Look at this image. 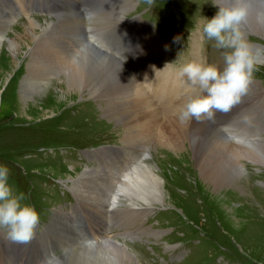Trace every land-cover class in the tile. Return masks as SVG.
Here are the masks:
<instances>
[{"label": "rangeland", "instance_id": "obj_1", "mask_svg": "<svg viewBox=\"0 0 264 264\" xmlns=\"http://www.w3.org/2000/svg\"><path fill=\"white\" fill-rule=\"evenodd\" d=\"M55 1L66 11L58 18L32 20L22 16L17 21L20 15L12 12L13 7L9 6L11 8L9 9L4 0L0 2V34L4 36L0 46V165L9 168L10 184L17 193H23L29 203L35 206L36 201L39 200L38 194L45 200L41 199L40 203L46 202L49 207L48 198H51V203L64 205L63 210L68 214L61 212L58 207H53L52 211L58 214L56 218L51 219L53 226L39 232L40 235L29 248L13 250L0 239V264L13 258L19 264H25L27 258L30 259V264H44L45 261L50 260L49 255L55 251H68V255L59 257L54 264H62V262L67 264L65 260L68 256L81 253H91V256L102 261L105 252L118 256L125 264H264V165L253 161L249 156L251 150L258 157L264 156V132L262 135L259 125V121L264 119V90H262L264 57L257 64L248 93L242 98L241 104L236 105L231 111L239 110L229 117L233 124L232 121L239 120L237 116L240 112L247 113L248 118L253 120L248 118L244 120L256 124L258 128L255 132L257 133L238 136L231 140L215 122L195 120L185 122L186 124L194 123L195 130L192 134L197 133L199 136L194 152L201 150L211 152L214 157L210 158V161H215L216 173H222L224 170L222 167L226 165L225 171L230 173L232 171L236 175L235 180L231 182H222V177L225 175L219 177L222 183L217 187L211 180L203 177L196 168L195 153L190 144L192 140L185 134L183 137L181 134L171 136L176 132L165 129L164 121L161 126L154 122L153 129L148 131L150 118L144 119L137 128H131L137 118L125 108L128 103L139 97H136L134 93L135 97L127 98L129 94L124 92L123 88L126 84L139 82L140 85L134 87L135 91L141 89L145 93L142 81L132 74L122 56L112 54L99 45L90 44L86 48L84 43L88 41L82 39L86 37L84 35L87 33L85 30L87 23L86 17L80 13L79 2L76 5L71 0H65V3L62 0ZM133 1L135 4L138 2V0H118V3L123 10L127 9ZM142 1L145 4L141 5L138 2V12L143 11L149 2V0ZM159 1L163 4L166 22L170 24L184 10H189L192 16H202L205 10L210 11L212 5L217 3V0H189L191 8H188L185 0ZM213 11L216 14L218 6H214ZM134 13L131 12L128 17ZM87 17L91 21H103L104 23L100 26H108L113 20L117 21L121 14L114 15L110 12L94 10ZM5 19L11 24H7ZM31 21L40 24L45 30L41 31L40 28L38 30ZM3 26H7L6 29ZM73 28H75L74 31H72ZM246 32L251 33V43L264 45V33L254 32L250 28ZM169 36L173 40L174 35ZM36 37L38 40H35ZM32 38H34L33 41ZM10 39L13 47L8 44ZM202 40V34L195 31L186 43L182 42L180 46H185L184 58L208 60L218 64L222 69L224 50L219 49L215 52L212 47L202 43ZM80 46L86 49L82 50ZM71 47L80 51L77 58L85 62L88 71L92 70L91 58L94 57L93 59L97 62L104 59V65L107 66L105 70L89 71L91 76L87 82L95 92L90 88H71L70 83L68 84L66 77L70 74L67 70L71 68L69 54V51H72L69 49ZM165 47L168 53L172 50L171 46ZM161 53L165 56L162 57V61L170 60L168 53L164 51ZM152 54H155L157 59L159 49ZM34 58L36 63L32 64L33 60L35 61ZM156 62L151 68L155 65L169 68L168 65ZM30 64L34 69L33 77ZM23 80L27 85L30 80L33 85L40 83L36 92L32 91L30 97L26 99L21 94ZM146 93L150 108L145 114L140 113L141 116L166 110L168 105L164 106L165 109L163 106H158L153 100L152 93L149 95L147 91ZM110 97L121 99V107L113 113L114 115L108 111L109 106L112 107ZM178 104L181 108L183 107L182 99ZM176 116L179 119V116ZM158 119L160 120L161 117L159 116ZM186 132L189 131L186 130ZM239 138H245L247 141L250 139L253 143L255 142L254 147L247 149L248 146L244 145ZM172 142L177 145L171 144ZM130 143L133 144L126 145ZM67 144L89 147L115 145L123 146V148L99 155L98 162L88 160L86 163H78L67 156H64L62 160L61 156L57 157L58 153L65 155L67 149L56 150V148ZM234 147L237 148L234 149ZM147 148H150V157L134 171L142 177L149 178L150 186L154 190L158 186L152 182L151 175L161 180L167 205H154L146 214L143 213L144 210L129 204V197L124 194L122 203L117 208V210L121 208L119 210L121 219L125 220L131 214L125 207H132L134 212L139 213L135 215V218L144 222L142 224L136 221L129 230L139 224L141 227L144 225L150 228L143 229L145 234L142 235V240L124 239L120 243L104 235L108 230L107 206L110 199L107 185L111 177L116 176L120 167L130 166ZM238 150L240 151L237 152ZM238 153L239 156H237ZM232 162L233 167H231ZM239 164L242 167V173L236 170V165ZM55 179L57 183L63 181L67 187L69 185L73 187L75 203L66 204L67 195L57 199L50 194L53 191L43 189V186L46 188L48 185H53L51 180ZM27 184H30L37 194L32 189H28ZM158 208L169 209L171 219L168 212L157 210ZM78 211L92 223L91 235L88 232L85 236L89 235L88 237H92L91 240L99 241L96 251L83 250L81 244L89 242V239L82 237L72 227L69 218ZM158 219L160 224L157 223ZM156 228H164L167 232L160 238L157 236L159 234L155 233ZM171 231L175 234L174 236L169 235ZM105 239L115 242L110 244V249L100 244ZM163 240L177 242L180 245L178 249L168 250L163 247ZM195 240H199V243L193 244ZM10 246L13 245L10 244ZM39 246L41 249L37 252ZM153 246L156 247L153 248ZM181 252L184 256L183 262H180L177 257ZM9 254H12L11 258H8ZM1 259H3L2 262Z\"/></svg>", "mask_w": 264, "mask_h": 264}, {"label": "clouds", "instance_id": "obj_2", "mask_svg": "<svg viewBox=\"0 0 264 264\" xmlns=\"http://www.w3.org/2000/svg\"><path fill=\"white\" fill-rule=\"evenodd\" d=\"M218 11L205 18L203 32L217 49H223V68L206 60L193 59L180 69L191 86L200 90L183 105L179 120L215 122L218 113H228L248 93L264 49H255L246 39L243 23L249 14L246 0H217ZM10 170L0 165V231L13 243H28L41 226V214L26 203L9 182Z\"/></svg>", "mask_w": 264, "mask_h": 264}, {"label": "bare ground", "instance_id": "obj_3", "mask_svg": "<svg viewBox=\"0 0 264 264\" xmlns=\"http://www.w3.org/2000/svg\"><path fill=\"white\" fill-rule=\"evenodd\" d=\"M65 3V0H62ZM73 4H78V0H71ZM131 1V0H130ZM126 2V1H125ZM67 3V2H66ZM132 3V2H131ZM246 3L249 5V14L246 18V20L243 23V29L248 31V28L252 29L254 32L257 33H264V0H246ZM133 4V3H132ZM106 16V15H105ZM76 17V16H75ZM88 18V17H87ZM6 20V19H5ZM77 20V19H76ZM7 21V20H6ZM5 21V22H6ZM33 22L34 26L36 28H39L42 30H45V28H43L40 24ZM71 24H73L74 22H70ZM86 23H87V19H86ZM7 24H11V22L7 21ZM70 24V25H71ZM82 24V23H80ZM89 24V23H88ZM83 25V24H82ZM8 26V25H7ZM5 26V27H7ZM4 27V26H3ZM4 27V29H6ZM2 28V27H1ZM75 28H73L72 31H74ZM93 30V29H92ZM35 36V35H34ZM85 36V35H84ZM81 38V37H80ZM4 39V36L2 34H0V46L2 43V40ZM37 39V37L35 38V40ZM41 39V37H40ZM34 40V38H32V41ZM38 40V39H37ZM84 41V39H82ZM152 44H155V40L152 38L150 39ZM31 41V42H32ZM87 43V42H86ZM8 44H11V46L13 47V43L11 41V39L9 40ZM85 44V43H84ZM90 45V44H89ZM78 46V45H77ZM87 46V45H85ZM92 48V47H91ZM72 49V51H69V54L71 55V68L67 70V72H69L70 74H68V76L66 77L68 84L70 83V87H79L80 89H85V88H90L91 91H94V88H92L90 85H88V78L91 76V73H89V71L91 72L96 71V72H100L103 69L105 70L107 68L105 64V62L103 61L104 59H100V61H95L93 58H91L90 60V68L92 70H87V68L85 67V62L78 60V56L80 55V51L78 52V50H74L72 47L69 48ZM37 50V48H36ZM94 51V50H93ZM97 51V50H95ZM39 52V51H38ZM75 52V53H74ZM82 52V51H81ZM35 53V52H34ZM79 53V54H78ZM100 53V52H99ZM98 53V54H99ZM88 54V53H87ZM97 54V53H95ZM94 54V55H95ZM39 55V53L37 54ZM93 55V56H94ZM158 55V54H157ZM91 56V55H90ZM86 57V56H85ZM151 59V66H153L154 64V58L156 59V55L155 54H150ZM97 58V57H96ZM102 58V57H101ZM107 58V57H106ZM35 61L33 60L32 64L36 63V58H34ZM99 60V59H98ZM261 60H263V57L261 58ZM39 61V60H38ZM37 61V63H38ZM88 59H87V63H88ZM107 61L110 63V61L107 59ZM112 62V61H111ZM42 64V63H41ZM61 64V63H60ZM73 64V65H72ZM62 65V64H61ZM66 65V64H64ZM116 66V65H115ZM68 67V65H67ZM160 67V65H155L154 68ZM30 68H31V75L33 77V72L34 69L32 67V65L30 64ZM37 68V67H36ZM35 68V69H36ZM44 68V67H43ZM109 68V67H108ZM121 69V68H120ZM54 70V69H53ZM65 70V69H64ZM109 70V69H108ZM122 70V69H121ZM58 71V70H57ZM66 71V70H65ZM117 71V70H116ZM54 72V71H53ZM52 72V73H53ZM112 71H110V74ZM38 73V72H36ZM41 73V72H40ZM48 73V72H46ZM107 73V71L105 72ZM96 75V74H95ZM115 75V73H114ZM126 75V74H125ZM44 76V75H43ZM127 76V75H126ZM101 77V76H100ZM115 77V76H114ZM106 78V77H105ZM46 80V79H45ZM108 80V79H107ZM90 81V80H89ZM103 81V80H102ZM45 82V81H44ZM105 82V81H104ZM110 82V81H108ZM22 88H21V94L23 95V98L26 99L28 97H30V94L32 93V91L36 92L37 90V86L38 84L33 85L31 83V80L29 81L28 85L25 84V80L22 81ZM87 84V85H86ZM92 84V83H91ZM94 84V83H93ZM98 84V83H97ZM101 84V83H100ZM96 85V84H95ZM137 85H140L139 82H136V84L134 83H130V84H126L123 88V90L125 89L124 92H126L127 94H129V96L127 98L132 99L133 97H135L134 93L136 94L137 98L136 100L128 103L127 107L125 108V110L129 111L130 113H132V115L134 117L137 118V120L135 121V124L131 126L132 129H135L138 127V125L146 118H150V125L147 127L148 131H151L154 127V122L159 124L161 126L162 121L165 122V124L163 125V127L165 129L174 131L176 133H173L171 136L177 135V134H181L183 137V134H185L187 137H189L192 141L190 144L191 145V149L194 152V150L196 149V144H197V139L199 138L197 133H193V131L195 130V126L194 123L191 124H186V123H182L176 115L179 116V114H176L172 111H168L167 109L165 111L160 110L158 113H150L148 115H144L141 116L140 113L145 114L146 111L150 108L149 102L147 100L148 96L146 95V91L144 93L143 90L139 89L136 90L134 89V87H136ZM105 86V85H104ZM123 86V85H122ZM151 86L154 87L156 90L159 87L158 82L157 81H153L151 82ZM110 87V86H109ZM131 87V88H130ZM112 88V86H111ZM41 89V88H40ZM118 89V88H117ZM29 90V92H28ZM39 90V89H38ZM107 90V89H106ZM104 93V92H103ZM107 93V92H106ZM151 92L148 93V95ZM111 94V93H110ZM126 95V94H125ZM127 96V95H126ZM108 97V96H107ZM126 98V99H127ZM32 99V98H31ZM123 99V98H122ZM105 100V99H104ZM120 98L118 97H110V102L112 103V107L109 106V113L113 114L115 112L118 111V109H120L121 104H120ZM185 99H182L183 104H186L187 102H184ZM241 104V103H240ZM110 105V104H108ZM169 106V105H168ZM167 106V107H168ZM164 107V106H163ZM166 107V106H165ZM164 107V109H165ZM166 107V108H167ZM108 113V114H109ZM136 113V114H135ZM114 115V114H113ZM161 117V119L159 120L158 117ZM186 130H188L189 132L187 133ZM199 133V132H198ZM189 134H192L191 136ZM208 134V133H207ZM210 134V133H209ZM140 135V134H139ZM150 136H152V134H150ZM141 137H145L147 138L145 135H141ZM240 141L248 146L247 149H252L254 147V143L252 141H250V139L247 141L245 138H239ZM178 143V142H177ZM133 143L130 144H126V145H132ZM171 144L177 145L174 142H172ZM220 144V143H219ZM218 146V145H217ZM224 148V147H223ZM227 148V145H226ZM237 148V147H236ZM234 147V149H236ZM102 149V148H101ZM232 149V148H231ZM259 149V148H258ZM233 150V149H232ZM244 151V149H242ZM226 151V150H225ZM236 151V150H235ZM240 150H238L237 152H239ZM236 152V153H237ZM262 152V150H261ZM195 153V166L198 169V171L201 173V175L203 177H205L207 180H211L212 184H215L217 187H219V185H221L220 183L225 182V181H234L235 180V174L231 171V173L229 171H225L227 170L226 165L223 166L222 168L224 169L222 173H216L215 167H216V163H214L215 161H210V158H213L214 156L212 155V153L210 152H205L204 150H201L199 152H194ZM244 154V153H243ZM249 156L250 158H252L253 161H257L260 162V164L264 165V156L263 157H258V155L253 154L252 150L249 152ZM236 155V154H234ZM230 156V154H229ZM232 156V155H231ZM239 156V153L238 155ZM241 156V155H240ZM245 157V156H244ZM237 158V157H236ZM249 158V159H250ZM241 159V158H240ZM238 159V160H240ZM233 163V162H232ZM231 163V164H232ZM237 163V161H236ZM256 163V162H255ZM234 163L231 165V167H233ZM144 167H147L146 165H144ZM218 167V166H217ZM129 168V166L125 165L123 167H120L117 171L116 176L111 177V179L109 180V183L107 185V187L109 188V195L110 197L114 194H116V191H120L119 195H117V199H116V204L119 206L121 205V200L123 199L122 197H124V194H126L129 197V204L134 205L136 207L139 208V210H144L143 213H148L150 211V208L154 207V205L156 206H165L167 205L166 203V195H165V190L162 186L161 180L155 176V175H151V179L152 182L157 184L158 188L156 190H154L153 188H151L150 186V180L147 177H142L140 175L137 174L136 171H134L132 174H126L127 173V169ZM195 168V169H196ZM217 169V168H216ZM236 170L239 173H242V167L241 165H236ZM126 172V173H125ZM86 173V172H85ZM84 173V174H85ZM219 175V176H218ZM223 175H225V177H222ZM227 175V176H226ZM124 176H126V179H124ZM95 177V175H94ZM222 177V182L220 180V178ZM103 180V179H102ZM106 180V179H105ZM74 183H76V181H73ZM91 182V181H90ZM101 181H99L100 183ZM102 183V182H101ZM86 184V183H85ZM90 184V183H89ZM94 184V183H92ZM84 185V184H83ZM85 187V186H84ZM95 187V186H94ZM92 187V188H94ZM82 188V187H81ZM83 190H85L83 188ZM91 192V191H90ZM77 194V193H76ZM91 197V196H90ZM109 198V197H108ZM101 199V198H100ZM105 199V198H104ZM96 201V200H95ZM145 205V206H143ZM95 207V206H94ZM146 207V208H144ZM106 210V209H105ZM142 213V212H141ZM143 217V216H142ZM53 222V221H52ZM95 237V236H94ZM88 239H92V237H88ZM95 239V238H94ZM103 239V238H102ZM82 240V239H81ZM79 241V239H78ZM111 243H115L114 241L111 240H107L105 239V243L103 244V246L105 248H111ZM79 245V244H78ZM83 245V246H82ZM100 245V244H99ZM81 246L83 247V250H85L86 252H92V251H96L97 250V246L98 243L93 244V242L89 243V242H85L83 244H81ZM60 248V247H59ZM62 248V247H61ZM60 248V249H61ZM100 248V246H99ZM103 250V249H102ZM103 252V251H102ZM91 253H81V254H75V255H71L68 256L66 258V262L67 264L70 262L71 264H125L123 261H121V259H119V257L111 255L110 252H105V257H102V261L96 259L94 256L90 255ZM68 255V251L64 256ZM121 257V256H120ZM123 259V258H122ZM46 262V261H45ZM62 264H66L65 262H62Z\"/></svg>", "mask_w": 264, "mask_h": 264}]
</instances>
